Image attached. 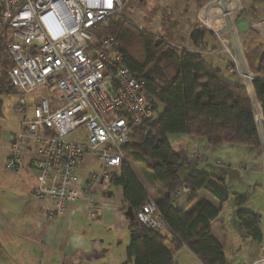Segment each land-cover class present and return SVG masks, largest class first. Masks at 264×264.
Listing matches in <instances>:
<instances>
[{"label": "built area", "instance_id": "1", "mask_svg": "<svg viewBox=\"0 0 264 264\" xmlns=\"http://www.w3.org/2000/svg\"><path fill=\"white\" fill-rule=\"evenodd\" d=\"M129 1L0 0V45L14 65L9 72L13 86L23 95L42 87L61 95V106L43 98L29 118L27 101L20 99L15 112L24 119V128L10 136L11 154L6 163L8 170H18L25 163L27 147L23 139L36 143L43 159L34 197L50 218L65 217L69 204L91 197L98 184L113 180L128 161L123 149L131 142L133 130L158 118L146 81L133 76L125 65L122 46L114 37L97 33L99 25L111 16L123 15ZM232 1L216 2L223 7L222 17L228 23H218L210 16L211 9L199 12L198 20L219 38L230 57L228 72L239 76L254 97L252 82L257 75L246 67L243 55L239 62L229 41L222 38L226 27L233 32L235 16L243 15L238 4L229 8ZM252 100L264 137L262 109L255 97ZM78 129H83L85 136L74 141L70 136ZM87 154L95 155L101 165L90 176L91 187L85 192L78 186L75 170ZM204 158L200 149H195L193 163ZM190 193L191 189L183 186L172 199L177 203ZM91 217H96L94 211ZM137 217L148 229L165 228L152 199L141 207ZM242 264H264V250L258 259Z\"/></svg>", "mask_w": 264, "mask_h": 264}, {"label": "trees", "instance_id": "2", "mask_svg": "<svg viewBox=\"0 0 264 264\" xmlns=\"http://www.w3.org/2000/svg\"><path fill=\"white\" fill-rule=\"evenodd\" d=\"M254 1L264 4V0ZM97 31L99 35L114 37L122 46L126 67L133 76L146 81L147 94L158 112L157 119L133 130L131 142L123 150L146 170L151 184L165 195L157 203L165 228L148 229L139 221L137 213L150 196L128 161L109 182L123 189V212L131 208L135 214L133 220L127 218L131 242L124 264H178L174 253L184 247L202 264H229L225 248L212 234V223L220 210L197 197L206 190L225 203L231 195L229 188L220 178L196 169L183 177L187 166L181 154L173 150L169 136L204 139L212 149L232 144L261 153L264 137L248 89L241 80L231 81L198 49L176 46L171 42L170 31L156 37L137 28L123 15L111 16ZM206 31L203 25L195 26L190 37L195 48L202 47ZM245 54L250 70L257 75L252 90L262 109L264 134V51L252 48ZM13 66L9 54L0 45V97L20 93L9 77ZM183 186L191 189L189 205L195 204L191 211L179 209L172 199V194ZM234 201L242 234L263 244L262 215L243 210L250 197L236 195Z\"/></svg>", "mask_w": 264, "mask_h": 264}, {"label": "crops", "instance_id": "3", "mask_svg": "<svg viewBox=\"0 0 264 264\" xmlns=\"http://www.w3.org/2000/svg\"><path fill=\"white\" fill-rule=\"evenodd\" d=\"M184 1L182 0L185 14L179 13L182 16H179L180 21L177 15L171 12L172 8L162 10L161 26L165 30L164 35L170 31L171 42L178 41L174 30L187 23L188 37L181 41L184 48L193 51L200 49L204 58L223 70L231 81L240 82L236 74L226 71L230 59L213 32L207 29L205 41L199 48H195L190 39L195 26H202L198 20L201 11L206 13L211 9L210 16L218 20V23H228V20L222 17L223 7L216 3L217 0ZM236 4L243 9V15L235 16L234 34L231 28L226 27L222 38L229 41L232 52L243 55L247 60V50L258 48L264 51V4L254 0H233L228 5L229 8H234ZM190 7H193L195 12H192ZM174 44L180 46L179 43ZM23 120L17 115L12 117L8 123L11 124L10 128L9 125L5 127L7 138L0 141V264H124L131 237L123 212L122 187H113L105 181L94 188L95 193L91 197L69 204L65 217H48L41 203L34 197L39 163L43 159L38 153L36 143L32 139H23L24 145H30H25L27 149L24 166L16 171L6 168L11 154L10 136L23 130ZM169 141L173 150L181 154L189 168L182 172L183 177L190 170L196 169L220 178L229 188L231 195L225 203H221L206 190L197 195L199 200L208 201L220 210L219 217L212 223V234L225 248L229 264H242L258 259L263 253L264 245L243 235L241 230L235 227L234 233L231 234L225 227L223 210L226 203L230 204L231 199L235 207L234 196L248 195L250 202L243 210L262 215L264 233V148L261 153L246 146L232 144L212 149L206 140L186 135L179 138L171 135ZM180 141L190 143V153L181 151L178 146L175 149V145ZM195 149H200L205 155L200 163L192 161L191 155ZM214 160L215 164L212 163ZM100 165V160L92 154H87L78 164L75 176L83 191L90 189V176ZM130 165L133 168L131 162ZM137 176L148 191L150 199L156 203L164 200L165 195L151 184L148 176L145 182L138 174ZM189 198L188 196L180 199L176 203L177 207L188 211L194 209L195 204L189 205ZM93 211L95 218L91 217ZM174 259L178 264H202L186 247L174 253Z\"/></svg>", "mask_w": 264, "mask_h": 264}, {"label": "rangeland", "instance_id": "4", "mask_svg": "<svg viewBox=\"0 0 264 264\" xmlns=\"http://www.w3.org/2000/svg\"><path fill=\"white\" fill-rule=\"evenodd\" d=\"M188 1L196 2V0H188ZM188 1L185 0L184 2H188ZM168 7L172 8L171 12H173V15L176 14L180 21L182 16H180L179 13L185 14L183 11L184 3H182V0H130L129 4L127 5V7L125 8L123 12V17H125L129 22H131L137 28L144 30L156 37L161 38L164 36V31H165L163 30V27L161 26V12L163 9L168 10L169 9ZM177 7H179V9L176 10ZM192 8L193 7H190V9ZM192 12H195V10L192 9ZM173 18H175V16ZM212 27H213V24H212ZM187 29H188V25L186 23L183 27L178 26L174 30L176 31L177 33L176 36L178 37L180 41L179 40L178 41L173 40V41L176 43H179L180 48H184V45L182 44L181 41L188 37ZM233 54L236 55L235 56L236 58L237 57L239 58V62L240 61L242 62L239 54H236L234 52ZM226 55L228 54L226 53ZM245 62H246V67H247L248 65L247 60ZM250 92H252V90H250ZM21 98H25L27 101L28 117L33 114L34 108L41 103L43 98H47L52 104L59 103V106L62 105L61 95L58 93L50 92L49 89L46 87L39 88L36 91L28 95L16 93V94H11V95L1 96L0 97V141L1 139L5 140L7 138L5 135V127L9 125V128H10L11 124H8V123L11 120V118L15 117L16 115L18 117H22L21 115L15 112V107L19 104V101ZM251 98L254 99L253 96H251ZM255 105H256L255 108L259 107L257 103ZM260 131H261V128H260ZM84 136L85 135H84L83 129H78L74 134L70 136V138L74 141H78V140L83 139ZM173 136H177L178 138L181 137V135H173ZM261 136L263 138L262 133H261ZM27 142H31V141H27ZM28 144L29 143H26L25 145L27 147H30V145ZM0 145H1V142H0ZM176 146H178V148L184 152L189 151L190 153L192 150L190 148L191 146L190 143L180 141L177 145H175V149H176ZM192 155H193V151H192ZM128 162L129 163L131 162L135 172L140 176L143 182H145V178H147L146 170L142 166L138 165L137 163H134V161H132L130 157H128ZM212 163L215 164L216 161L214 160V162ZM185 169H189V168L187 167ZM236 213H237V209L234 207L233 200L231 199L230 204L226 203L225 208L223 210V218L226 220L225 227L231 232V234L234 233L235 228L238 230L240 229ZM227 254H228V250H227Z\"/></svg>", "mask_w": 264, "mask_h": 264}, {"label": "water", "instance_id": "5", "mask_svg": "<svg viewBox=\"0 0 264 264\" xmlns=\"http://www.w3.org/2000/svg\"><path fill=\"white\" fill-rule=\"evenodd\" d=\"M125 217L128 219L133 220L135 218V214L131 208H128L127 211L124 213Z\"/></svg>", "mask_w": 264, "mask_h": 264}, {"label": "bare ground", "instance_id": "6", "mask_svg": "<svg viewBox=\"0 0 264 264\" xmlns=\"http://www.w3.org/2000/svg\"><path fill=\"white\" fill-rule=\"evenodd\" d=\"M261 131H262V129H261ZM262 133V132H261Z\"/></svg>", "mask_w": 264, "mask_h": 264}]
</instances>
